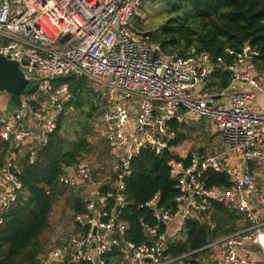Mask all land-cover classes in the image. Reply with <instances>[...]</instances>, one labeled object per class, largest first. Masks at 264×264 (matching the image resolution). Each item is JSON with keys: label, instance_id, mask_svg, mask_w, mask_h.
<instances>
[{"label": "built area", "instance_id": "obj_1", "mask_svg": "<svg viewBox=\"0 0 264 264\" xmlns=\"http://www.w3.org/2000/svg\"><path fill=\"white\" fill-rule=\"evenodd\" d=\"M143 4L144 0H0V55L18 63L34 89L22 96L15 111L7 108L8 96L0 100V135L11 147L0 168V224L22 189L20 151L46 146L72 99L69 86L55 87L54 81L85 78L105 102L94 132L108 145L112 160L103 173L88 161L64 167L59 183L82 191L84 212L74 219L75 232L42 256V264H189L198 252H207L213 264H264V188L249 163L264 164V112L255 107L257 98L264 96V71L244 68L248 58L239 56L226 67L232 72L231 86L209 90L208 55L168 53L133 29ZM189 118L210 121L222 136V147L214 154L187 157L175 151L182 159L190 158L188 166L176 159L168 162L180 192L178 210L160 206L155 195L141 206L151 209L155 220L144 226L148 241L132 242L127 239L130 223L124 218L131 162L142 149L158 156L169 150L175 138L170 123ZM209 169L228 172L231 187L208 188L202 176ZM211 202L244 213L248 226L199 250L173 256L170 245L185 222L205 220Z\"/></svg>", "mask_w": 264, "mask_h": 264}, {"label": "trees", "instance_id": "obj_2", "mask_svg": "<svg viewBox=\"0 0 264 264\" xmlns=\"http://www.w3.org/2000/svg\"><path fill=\"white\" fill-rule=\"evenodd\" d=\"M146 1L144 0L141 10L145 8ZM151 1L166 5L167 20L155 30L147 31L136 15L132 22L133 29L147 35L151 42L159 44L168 53L179 56L191 53L208 55L212 66L206 82L209 90L220 92L231 86L233 77L226 67L239 56H244L247 47L256 54L251 59L256 70L264 71V0ZM62 85L69 86L72 99L66 104L48 144H38L32 151L26 148L19 153L17 165L22 189L16 202L2 216L0 264H42L41 257L53 250L43 243L42 237L50 228V216L59 199H65L69 208L68 217L73 222L78 214L84 212L82 191L61 185L59 177L63 174L64 167H74L96 151L97 146L89 141V137L96 134L93 124L101 116L105 102L100 95L89 90V82L85 78L67 76L54 81L55 87ZM69 113L79 116L77 126L80 131L73 141H67L64 137L68 122L66 116ZM194 120L197 119L190 121ZM199 120L208 121L206 118ZM194 125L187 121H172L170 128L175 133V138L170 142L169 150L158 156L151 149H142L132 160L125 191L128 206L124 218L130 223L128 240L137 244L148 241L144 226L153 225L155 220L152 210L141 206L155 195H159L160 206L171 211L178 210L176 198L180 192L170 175L168 162L176 159L188 166L190 158L182 159L174 150L199 128ZM104 145L105 151L100 155V164H105L107 159L112 160L105 141ZM10 150V143L0 135V168L6 163ZM197 153L209 154L205 147ZM31 157L34 158L32 163ZM202 180L208 188L227 190L231 187L228 172L218 173L209 169L203 174ZM207 212L205 220L194 218L185 222L170 245L169 252L173 256L199 250L248 226L244 213L223 203L211 202ZM73 232H69L58 245L63 244ZM207 254H193L188 263L211 264Z\"/></svg>", "mask_w": 264, "mask_h": 264}, {"label": "rangeland", "instance_id": "obj_3", "mask_svg": "<svg viewBox=\"0 0 264 264\" xmlns=\"http://www.w3.org/2000/svg\"><path fill=\"white\" fill-rule=\"evenodd\" d=\"M138 17L140 21H142V26L145 30L153 31L156 28L160 27L167 20L168 9L166 5H163L161 3L156 4L151 0H147L145 2V8L138 12ZM247 60L248 59H246V61ZM248 62L253 64L252 60H248ZM253 68L255 69L254 64ZM88 88L90 91H93V88L90 84ZM133 111L136 113L135 109ZM66 117L68 122L66 130L64 132V137L67 141H73L77 138L78 131H80L79 127L77 126L79 116L69 113ZM99 118L100 116H98L97 119ZM190 120L192 119H187V123H194V126L197 125L199 126V128H196L195 132H192V134L190 135V138L182 145L177 147L174 151H176L178 155H182L185 157L189 156V154L191 153H197L202 147H205L206 151L211 154L219 152L222 147L223 139L222 136L218 133L217 129L212 125V123L199 119L194 120L193 122H191ZM38 131L39 134L42 133L41 128H39ZM102 139L103 138H101L99 135L92 134L89 137V141L94 146H97V149L94 153L89 154L86 158L82 159L83 161L92 163L96 167V169H98L99 173H103V168H105L104 170L108 171L109 165L111 163V161L108 159L106 160L105 164L99 163L100 155L105 151V145ZM257 172L262 175V179L260 180H263L262 183H264V168L258 169ZM68 210L69 208L65 204L64 198L59 199L52 210L50 216V228L44 233L42 237L43 243L47 244L50 249H54L55 247L59 246L58 243L60 242V240H64L69 232L71 233V231L73 232L75 229L73 220L68 217ZM207 256L210 259V255L207 254L206 257ZM210 263L213 264V259H210Z\"/></svg>", "mask_w": 264, "mask_h": 264}, {"label": "water", "instance_id": "obj_4", "mask_svg": "<svg viewBox=\"0 0 264 264\" xmlns=\"http://www.w3.org/2000/svg\"><path fill=\"white\" fill-rule=\"evenodd\" d=\"M245 56L248 59H252L256 54L247 47L245 50ZM227 71L232 74L231 70ZM33 92L34 89L30 87V83L20 69L19 64L0 55V97L8 95V110L11 112L19 109L22 96ZM95 233L96 230L93 234L95 235ZM254 250L258 252V249Z\"/></svg>", "mask_w": 264, "mask_h": 264}, {"label": "crops", "instance_id": "obj_5", "mask_svg": "<svg viewBox=\"0 0 264 264\" xmlns=\"http://www.w3.org/2000/svg\"><path fill=\"white\" fill-rule=\"evenodd\" d=\"M248 60H251V59H248ZM248 60L245 61V65L243 67L250 70V71L256 70V68L255 69L253 68V64L249 63ZM255 107L258 108L259 110H261L262 112H264V96L260 95L257 98ZM239 163H242V161ZM249 163H250L252 169L259 175V180H258L259 185L264 188V183H262L263 180L262 181L260 180V179H262V177H261L262 175L259 172H257L258 169L264 168V164L258 165V164H256L258 162L253 161V160H250ZM261 211L264 213V209H261ZM259 256H260L259 254H256L257 258Z\"/></svg>", "mask_w": 264, "mask_h": 264}, {"label": "flooded vegetation", "instance_id": "obj_6", "mask_svg": "<svg viewBox=\"0 0 264 264\" xmlns=\"http://www.w3.org/2000/svg\"><path fill=\"white\" fill-rule=\"evenodd\" d=\"M8 95H4V96H2V97H0V100H6V97H7Z\"/></svg>", "mask_w": 264, "mask_h": 264}]
</instances>
